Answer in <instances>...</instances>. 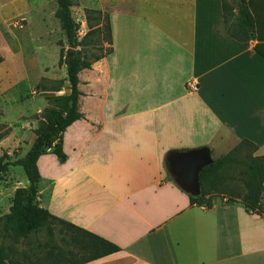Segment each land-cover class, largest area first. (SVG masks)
Instances as JSON below:
<instances>
[{
  "label": "crops",
  "instance_id": "0c3cea01",
  "mask_svg": "<svg viewBox=\"0 0 264 264\" xmlns=\"http://www.w3.org/2000/svg\"><path fill=\"white\" fill-rule=\"evenodd\" d=\"M244 2L245 43L227 34L222 0L110 3L111 52L78 73L82 118L62 134L66 160L37 161L39 206L120 248L86 264H264V213L219 198L192 206L195 177H183L186 188L173 168L174 157L200 166L222 141L264 156V0ZM10 82L0 78V124L12 128L0 156L28 151L32 117L47 107L20 111L37 98L15 102Z\"/></svg>",
  "mask_w": 264,
  "mask_h": 264
},
{
  "label": "trees",
  "instance_id": "16d2710c",
  "mask_svg": "<svg viewBox=\"0 0 264 264\" xmlns=\"http://www.w3.org/2000/svg\"><path fill=\"white\" fill-rule=\"evenodd\" d=\"M56 3V17L64 32L66 44L69 49L74 50L71 55H68L64 49H61L59 54V64H63L66 68L69 93L55 97L56 107H48L43 110L41 121L38 127L33 130L35 139L24 157L9 161L7 153L4 152L0 156V173L6 172L10 166L21 167L29 183L27 188L15 190L9 212L1 220L2 237L21 238L30 242L32 239H37L40 233L44 234V242L25 254L23 264H86L120 251V248L115 244L52 216L39 206L37 200L40 179L37 167L38 159L47 152H51L63 163L66 156L62 150V134L68 126L82 118L78 111L80 95L77 88L78 73L83 69L90 68L92 62L104 57H95L91 62L80 57V51L75 48L84 46V40L95 29L92 24L88 23V33L79 40V24L72 16L71 11L74 0H57ZM222 10L227 34L245 43V37L248 36L247 31L250 32L253 28L247 3H242L240 0L237 2V31L230 27V13L234 9L222 0ZM90 12L101 15L100 11ZM101 24L107 30L111 52L112 41L108 16L103 17ZM232 26L234 28V25ZM100 28H98L99 31ZM2 61L0 57V64ZM5 130V133H0V140L10 132V129L6 128ZM240 144L251 147L252 152L257 150V147L249 141H241ZM226 164H228V157L210 162L200 169L198 173L199 192L187 193L192 206L205 209L213 206L211 196L219 194L218 186L225 180L221 175V170ZM242 181L246 193L240 201L245 211L257 215L263 214L261 198L264 195V156L251 157L243 173Z\"/></svg>",
  "mask_w": 264,
  "mask_h": 264
},
{
  "label": "rangeland",
  "instance_id": "374dc122",
  "mask_svg": "<svg viewBox=\"0 0 264 264\" xmlns=\"http://www.w3.org/2000/svg\"><path fill=\"white\" fill-rule=\"evenodd\" d=\"M56 1L0 0V57L3 60L2 68L7 67L11 70V76L2 74L0 70V78L5 82L8 79L16 81L9 83L8 90L11 96L7 94L15 98V102L23 103L30 97L37 98L35 104L28 100L26 104L18 107L20 111L38 106L43 101L44 104L47 103L46 108H54L57 106L55 97L67 94L69 84L66 68L63 64H59V54L61 49L67 52L69 48L61 24L56 17ZM238 1L224 0L234 11ZM110 3L116 5L117 0H74L71 11L79 24L78 39H83L88 33V23L95 29L84 40V46L75 48L80 51V57L87 61L91 62L95 57L110 54L107 30L101 24L103 17L108 16ZM90 11H100L101 15ZM234 11L230 13V23L234 25V28L231 24L230 27L237 31L238 17ZM98 28L101 30L99 31ZM3 71L8 73L6 70ZM28 78L30 81L26 89L25 79ZM13 91L16 93L14 94ZM42 112L32 117L37 119V127L41 121ZM5 127L10 131L12 129L0 124V133L6 132ZM8 148L9 161L17 159L19 154L21 158L26 154V150L22 148V150L18 148V151L12 150L10 146ZM255 153L252 152L251 147L235 141H222L221 145L208 151L205 163L228 157V164L221 170L225 180L218 186L219 194L211 196L213 202L219 198L224 203H234L233 200L241 203L240 200L246 193L242 181L243 173L251 157L256 156ZM166 170L172 174L170 168ZM22 179H26V176L22 168L18 166L16 168L10 166L6 172L0 173V190L3 192V200L0 203V231L1 220L9 212L10 201L7 194L15 187L22 188ZM174 180L176 181V178ZM261 205L264 207V195L261 198ZM42 242H44L43 233H40L37 239L26 242L21 238H4L0 232V264H23L25 254L33 251Z\"/></svg>",
  "mask_w": 264,
  "mask_h": 264
},
{
  "label": "water",
  "instance_id": "95a60500",
  "mask_svg": "<svg viewBox=\"0 0 264 264\" xmlns=\"http://www.w3.org/2000/svg\"><path fill=\"white\" fill-rule=\"evenodd\" d=\"M240 1L243 3L245 0H240ZM73 51H74L73 49H68V51H67L68 55H71L73 53ZM174 159H176V157H174ZM204 160L205 159H202L200 161V166H198V167H196V165L192 164L191 162H186V164H184L183 162H182V164H181V162L180 163L176 162L173 165V168H175L178 171L177 172L178 173L177 182H179L182 186L188 188L187 186H185L182 183L183 177L185 175H190V177H192V179H194V177H195L196 188L193 187L194 185L192 182L191 190L193 189V190H195V191L192 190L194 193H198L199 192L198 173L203 166L210 163V161L204 163L205 162Z\"/></svg>",
  "mask_w": 264,
  "mask_h": 264
},
{
  "label": "flooded vegetation",
  "instance_id": "af4514ba",
  "mask_svg": "<svg viewBox=\"0 0 264 264\" xmlns=\"http://www.w3.org/2000/svg\"><path fill=\"white\" fill-rule=\"evenodd\" d=\"M173 160H174L173 164H175L177 161L175 159H173Z\"/></svg>",
  "mask_w": 264,
  "mask_h": 264
}]
</instances>
